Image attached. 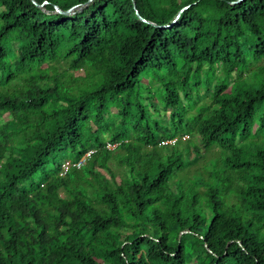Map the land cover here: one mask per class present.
Listing matches in <instances>:
<instances>
[{
	"label": "trees",
	"instance_id": "obj_1",
	"mask_svg": "<svg viewBox=\"0 0 264 264\" xmlns=\"http://www.w3.org/2000/svg\"><path fill=\"white\" fill-rule=\"evenodd\" d=\"M236 1L0 0V264H264V0Z\"/></svg>",
	"mask_w": 264,
	"mask_h": 264
},
{
	"label": "water",
	"instance_id": "obj_2",
	"mask_svg": "<svg viewBox=\"0 0 264 264\" xmlns=\"http://www.w3.org/2000/svg\"><path fill=\"white\" fill-rule=\"evenodd\" d=\"M31 1L35 4L34 0H31ZM241 1H242V0H238V1H236V3H237V2H241ZM89 2H91V1H89ZM89 2H88V3H89ZM74 9H78V6H75V7L71 8L70 10H68L67 12H65L64 14H68V15H69V14H72V13L74 12V11H73ZM185 9H187V7L183 8V9L177 14V16H176L175 19L173 20L172 24L176 23V21L178 20L180 14H181ZM56 10H57V12H59L58 9H56ZM136 16L139 18V20H140L141 22H144V23H147V24L150 23V22L146 21L145 19H143L142 17H140V14H139L138 11H136ZM166 27H170V26H166Z\"/></svg>",
	"mask_w": 264,
	"mask_h": 264
},
{
	"label": "built area",
	"instance_id": "obj_3",
	"mask_svg": "<svg viewBox=\"0 0 264 264\" xmlns=\"http://www.w3.org/2000/svg\"><path fill=\"white\" fill-rule=\"evenodd\" d=\"M170 143H174V141H172V142H170ZM108 147H109V146H108ZM109 148H110V147H109ZM83 160H84V159H82L79 163H77V164L75 165V167H76V168H79V167L81 166V164L83 163ZM63 168H64V171L66 172L67 169H68V165H67V164L64 165Z\"/></svg>",
	"mask_w": 264,
	"mask_h": 264
},
{
	"label": "rangeland",
	"instance_id": "obj_4",
	"mask_svg": "<svg viewBox=\"0 0 264 264\" xmlns=\"http://www.w3.org/2000/svg\"><path fill=\"white\" fill-rule=\"evenodd\" d=\"M80 73H82V72H80ZM245 77H247V75H245ZM209 158H213V156L210 154V155H209ZM203 161H204V160H200L198 164H199V165L202 164ZM191 169H192V168H191Z\"/></svg>",
	"mask_w": 264,
	"mask_h": 264
},
{
	"label": "bare ground",
	"instance_id": "obj_5",
	"mask_svg": "<svg viewBox=\"0 0 264 264\" xmlns=\"http://www.w3.org/2000/svg\"><path fill=\"white\" fill-rule=\"evenodd\" d=\"M66 163H67V162H66ZM69 167H70V166H69ZM69 167H68V168H69ZM70 168H71V167H70ZM70 168H69V169H70ZM67 170H68V169H67ZM63 171H64V170H63ZM61 172H62V171H61ZM60 176H61V175H60ZM63 176H64V175H63Z\"/></svg>",
	"mask_w": 264,
	"mask_h": 264
}]
</instances>
